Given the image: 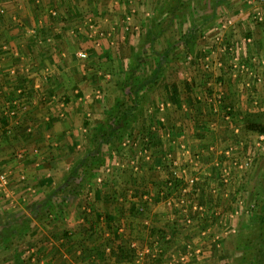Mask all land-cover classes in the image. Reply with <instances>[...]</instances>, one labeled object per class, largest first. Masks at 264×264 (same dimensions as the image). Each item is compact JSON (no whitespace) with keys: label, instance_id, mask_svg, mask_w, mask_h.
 <instances>
[{"label":"crops","instance_id":"crops-1","mask_svg":"<svg viewBox=\"0 0 264 264\" xmlns=\"http://www.w3.org/2000/svg\"><path fill=\"white\" fill-rule=\"evenodd\" d=\"M171 1L146 0L139 8L140 26L159 35L150 39L146 61L161 70L154 83L138 92L134 115L115 125L108 154H92L90 163L102 167L82 169L74 162L89 159L82 148L86 128L80 110L94 103L98 109L90 127L108 126L133 67L132 58L127 67L122 63L126 47L120 52L108 45L110 38L105 37V44L100 40L123 25L118 19L135 11L134 1L0 0V111L7 109L0 115V173L9 178L3 201L0 193V209L10 216L0 222V264H107L99 255L83 256L82 250L111 235L127 240V246L152 240L165 254H178L180 231L174 224L179 216L170 214L171 199L165 198L162 183L174 173L190 178L185 162L200 171L204 190L202 204L193 206L205 212V231L188 235L196 240L203 233L204 241L193 248L205 254L199 264H249L248 255L264 258V248L246 249L236 242L247 238L244 221H254L257 229L264 223V135L244 127L247 113L264 123V23L246 25L258 14L264 17V2L218 0L198 6L195 0ZM228 13L235 15L230 26L224 24ZM184 14L194 16L187 39L167 41L158 51L164 27L181 26L178 18ZM217 14L226 17L213 22L211 16ZM164 16H170L169 24ZM124 29L127 35L120 39L130 49L131 35ZM169 50L166 61L174 71L163 61ZM106 92L111 110H99ZM16 99L27 116L15 124L19 119H9L7 111ZM2 117L9 119L6 128ZM85 170L88 175L76 184L73 178ZM244 191L255 200L250 205L255 210L247 215L243 207L236 212ZM138 198L151 206L132 219ZM235 212L243 221L237 246L215 244L211 226ZM106 217L112 221L105 222ZM155 221L171 234L157 233ZM113 223L116 228H109ZM29 250H35L36 263Z\"/></svg>","mask_w":264,"mask_h":264},{"label":"rangeland","instance_id":"rangeland-1","mask_svg":"<svg viewBox=\"0 0 264 264\" xmlns=\"http://www.w3.org/2000/svg\"><path fill=\"white\" fill-rule=\"evenodd\" d=\"M132 1H134V2H132V6H135L134 7L135 11H132V9H131L127 15L120 16V18L118 19V22H119V20H120V22L122 20L124 22L123 25L120 27H117L119 29H117L116 31H113V33L111 35L107 36V34H106V36L105 35L102 36L101 40H100V44H102V43L105 44L103 40H105V39L107 40L108 38H110L107 40L108 45L115 47V49H117L118 51L122 52L126 47V50H128V55H124L123 60H125V61L122 62L126 67L129 65L131 58H132V66H133L132 68H135L137 66L136 63L134 65V60H136V62H137L138 58L139 59L142 58L143 61H141L140 65H139L140 68H139V72L137 74L138 77L136 76V79H135L137 83L141 84V83L146 82L148 80L147 76L150 75L151 74L150 72L155 69V68L152 69L154 66L153 63L151 66H148V61H146V59L149 57L148 49H151V46L148 45V43H150V39L153 38V35H152L153 33H152V31H149L150 28H149V30H147V28L143 29L140 26V23L143 19L141 18L142 12L140 11L139 8L143 5H145L146 0H132ZM185 1H189V0H185ZM162 2L170 5V2H172V1L171 0H162ZM195 2L197 3L198 6H201L203 2L206 5H209V3H212L213 5H215V2L217 3L218 0H195ZM232 2L235 3V1H233V0H232ZM153 12H154V10H153ZM226 16H227V20H224V24L226 23V25H229V26L232 25V23L234 24L235 17H233V16H235V15L228 13ZM226 16H222L220 14H217L216 16L212 15L211 19L213 21L214 19L217 18L216 22H219V20L223 21V17H226ZM121 17H122V19H121ZM164 17H165L164 23L167 22V24H169L171 21L170 16H164ZM193 17H194L193 15H187V14L179 15L178 19H179V22L181 23V26L175 27L172 24V25H169L168 28L164 27V30L161 32V34H162L161 36L163 39H158V40L162 41V44L159 41V44L157 46H155V48L158 51H160L162 48H165L167 41L173 42V41H178V40H186L188 37V33H189L188 32V27H189L188 22L191 21V19L189 20V18H193ZM228 21L232 22V23L230 24V23H228ZM247 21H248V19H247ZM247 23H248V24H246L247 26H249V25L252 26L253 25L252 23H254V22L252 21L251 23L250 22H247ZM263 23H264V17H263L262 22L259 24H256L255 27L256 28L261 27V24H263ZM121 24H122V22H121ZM126 27L128 28L127 32H130V35H131L129 37L130 38L129 41L132 42V44H130L131 45L130 49L127 48L128 45L124 46L122 43L123 42L122 39H120L121 36H125L126 31L124 28H126ZM105 37H108V38H105ZM247 37H249V36H247ZM129 41L126 40V42H129ZM155 48H153L152 50L154 51ZM123 54H124V52L120 53V56L122 55V57L120 59L123 58ZM170 60H173V59H170ZM166 68L174 71V67L171 66L169 62L166 63ZM180 71H182V70L180 69ZM146 85H149V83ZM146 85H145V87H146ZM104 97H105V100L102 102V107H99V110H100V108L104 109L105 107H107L108 110H111L110 106L108 105L109 99L111 98V94L106 92V95H104ZM86 100L88 101V99H86ZM89 100H91V98ZM64 102H67V101L65 100ZM83 107H84L83 110H80V114H79V118L82 120L80 122L82 125V129H83V127L86 128L83 130L84 132H81V133H83L82 139L84 141L82 148H83L84 154H86L85 156L90 157V160H88V161L91 162V160L93 158L92 154L97 153L100 155L103 154L104 156H106L108 154L109 147H113V145H110V144H112V142H110V144H109L105 140L106 139L108 140L110 138L109 136L113 135V133L109 132L110 130H108L107 126H104L102 129H100L98 127L96 128V126L90 127L95 122L94 121V114H95L94 109L97 110L98 108L95 107V104L92 102L91 103L87 102ZM66 108H67V106H66ZM107 108H105V109H107ZM114 113H116V111H114ZM227 114H228V112H227ZM23 116H24V114L20 113L19 118H18L19 120L17 119L18 121H16L15 124L20 123ZM97 121H98V119H97ZM11 123H14V122H11ZM87 127H88V129H87ZM111 138H112V136H111ZM71 151L73 153H75L74 149ZM72 156H75V154H73ZM79 158L80 157H78L77 159H74V162H76L75 164H79L78 163L80 161ZM199 160H200V158H199ZM90 164H95V165L97 164V166H98L100 164V162L92 161V163H90ZM191 164L189 162H187V163L185 162L184 165L182 166L184 169H186V171H188L187 173L191 175L190 178L185 179V177L182 176L183 173L180 175V177L177 176V173L176 174L171 173L172 175H169V179L167 181L169 186H171L172 182L174 180H177V179L182 180L183 184L181 185L179 190L176 191L175 193L168 195L167 191H165V194H164L166 199H171L169 202V204H171L169 207L170 214L173 213L174 215L179 216L178 224H174V226L178 225V228L180 231V240L179 241H180L181 245L178 246L179 249L178 248L175 249V251L179 252V253L178 254L177 253L176 254H165L164 248H160V250L163 252L160 253L158 257L155 254H150L148 256L143 257L144 259L141 260L140 264H199L205 258V254H203V252L200 249H198V248L193 249L194 247H196V245H198V243H201L202 241H204V239H203L204 236L202 235L203 233L202 234L200 233V235L198 237L199 239L196 238V240H192L190 237H188V235L193 231H205L204 226L206 225L203 223V220H204L203 215L205 214L204 210L199 206H196V208L193 206L194 203H197L198 205L202 204L203 198H204V192H203L204 190H202L203 187L200 186L199 182H198L200 180L198 177V173L200 171H196L195 169H193V165H191ZM200 164H201V162H200ZM190 165L192 166V168L190 167ZM98 167H102V165L100 164ZM102 179H103V177H102ZM191 179H196V180L194 183L191 184L190 183ZM195 187H197L196 191L194 189ZM0 193L2 194L1 199L3 201V197L6 198V196L3 195L4 191L0 190ZM240 198H241V201H237L238 206L236 208L238 210L236 212L240 213L241 207H243L245 215H247L250 210H253V211L255 210V208L250 206L252 204V201L254 200V198L251 196V191H244V193L242 194V196ZM136 199H137V197H136ZM243 203H245L247 205H245V207H244ZM142 204L144 206L146 205L147 208L151 206L150 201H142L140 198H138V200L136 202V210H139L138 212H140V213H142V209H141ZM189 204H191V207L189 206ZM236 208H235V210H236ZM140 209H141V211H140ZM236 212L234 213V215H231V216L228 215L226 219L222 218L221 222H218V220H215L216 223L214 225H212L210 228L212 231L211 235H213V236H211V241L215 242V244H218V245H220V242L223 241L224 242L223 245L230 247V248H235L237 246L236 245L237 243L239 246L244 245L245 246L244 248H246V249L253 248V247H256V249L257 248L259 249L261 247L264 248V223H261L259 225L258 229H257V226H255L254 221L252 224L247 223L250 221L249 219L244 221V224H243V221L241 220V218H239L240 216L238 214H236ZM8 213L9 212L5 208L0 209V222L4 220L3 221V223H4L5 220L10 218V216L7 215ZM134 213H136V212H134ZM211 221H212V219H211ZM250 222H252V221H250ZM241 224L245 225V236L247 238H244V237L240 238L236 241L237 243H235V238H236L235 236L238 235L239 231L241 230ZM252 232H253V234L251 235L250 233H252ZM135 238L138 239V237H135ZM139 242L142 243L141 247H143V246L153 247L154 246V244H152L153 243L152 240H140ZM169 246H171V244ZM135 257H136V253L134 256H132L128 260H119L116 256L115 258H110L109 261L107 262V264L108 263H111V264H138V263H135ZM246 257L249 261V264H264V262H263L264 258L261 259V255L260 256L257 255V257H259V259L254 258L255 256L251 257V255H248Z\"/></svg>","mask_w":264,"mask_h":264},{"label":"trees","instance_id":"trees-1","mask_svg":"<svg viewBox=\"0 0 264 264\" xmlns=\"http://www.w3.org/2000/svg\"><path fill=\"white\" fill-rule=\"evenodd\" d=\"M153 37H157L159 35L155 34V32H152ZM174 49V48H170ZM170 50L168 52V54L166 56L163 57V61L165 63ZM166 63H168V61H166ZM139 63H137V66L135 68H132L131 73H130V78L123 83L122 85V93H123V97L121 98V100L119 102H117V109L115 110L116 113L112 114V116H110L108 118V130H110V133H113L118 129V127H115V125H120V124H124V122L126 121V119L128 117H130L131 115H134V111L137 109L138 106V98H139V94L138 92L145 87L146 84H152L155 82V76L157 75V73L160 72L161 67L160 65L158 67L155 68L153 74L148 78V80L146 82H143L141 84L136 82V76L139 72ZM148 86V85H146ZM18 87V86H16ZM24 95V94H23ZM130 103V105H129ZM7 110V109H6ZM6 110H1L0 111V115L5 114ZM22 114L26 115V113L21 112ZM229 115H232V112H228ZM27 116V115H26ZM2 125L4 128H6L5 126L8 125L9 119L7 117H2ZM117 123V124H116ZM244 127L246 131L249 132H254V133H258L261 135H264V123L259 119L257 114L254 113H247L244 116ZM113 137V135H111ZM111 136H109L110 138L107 140H105L106 142L111 140ZM90 157L89 159H83L81 162H79V164H77L76 167L79 168H88L89 164H90ZM84 172V171H83ZM89 171L85 170L84 173H81V176H75L73 178V180L75 181V183H79L81 182L86 174L88 175ZM79 178V179H77ZM81 178V179H80ZM183 184L182 180H174L171 184V186L168 185V182H164L162 183V186H164L166 188V191L168 193V195H171L172 193H175L176 191L179 190V188L181 187V185ZM195 191L197 190V187L194 188ZM142 212H145L147 209V206L143 205L141 206ZM140 209V211H141ZM139 210H135L136 213H132L131 217L132 219H136V217L141 216V213L138 212ZM109 221L107 219V217L105 218V222ZM112 221V219L110 220ZM109 221V222H110ZM166 226H162L161 223L159 221H155L154 224V228H158L156 229L157 233H165V236L170 235L171 233H166ZM1 228V227H0ZM4 228V227H3ZM1 228V230L3 229ZM109 228L114 229L116 228V224H112V226H109ZM0 230V231H1ZM163 235V234H162ZM93 248V250L91 249ZM100 250V251H99ZM108 250V251H107ZM82 255L83 256H88V257H92L93 255H99V257L101 258V263H107L109 261L110 258H115L117 256V258L119 260H128L130 259L132 256L135 255L136 250L132 249L129 247V244L127 246V240H124L123 238H116L115 235H111V237L105 241V243L103 244H99L97 246H88L86 247V249L84 248L82 250ZM91 253V254H89Z\"/></svg>","mask_w":264,"mask_h":264},{"label":"built area","instance_id":"built-area-1","mask_svg":"<svg viewBox=\"0 0 264 264\" xmlns=\"http://www.w3.org/2000/svg\"><path fill=\"white\" fill-rule=\"evenodd\" d=\"M260 3L261 2H264V0H258ZM263 20V16H261L260 14H258V16H256L254 18V23H261ZM257 80L260 82L261 81V78H259L257 76ZM21 92V93H20ZM18 93H20V95L23 94L22 90L20 89L18 91ZM63 103V102H62ZM65 103V102H64ZM63 103V104H64ZM24 107V104L19 101V100H15V101H12L10 103V109L7 111V117L11 120H17L19 118V115H20V111L23 112V110H25V107ZM229 118L231 117V115L228 116ZM176 174V173H174ZM196 179H191L190 183H194ZM9 185V178H8V174L6 173H1L0 174V190L1 191H4L7 186ZM253 212V210H250L249 211V214H251ZM129 247L132 248V249H135L136 250V257H135V263H138L140 264L141 260H143L145 256H148L150 254H155L157 257L159 256L160 253H162L161 250H158L155 246L151 247V246H148V247H139L137 242H131L129 244ZM27 255L29 256L30 258V261L36 263L38 260H37V256H36V253H35V250H29L27 252ZM140 260V261H139Z\"/></svg>","mask_w":264,"mask_h":264}]
</instances>
